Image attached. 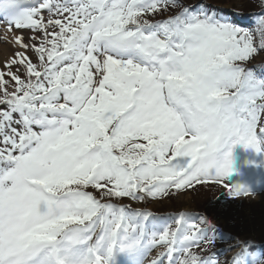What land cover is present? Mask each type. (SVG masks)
<instances>
[{"label":"snow or ice","instance_id":"6c2138e0","mask_svg":"<svg viewBox=\"0 0 264 264\" xmlns=\"http://www.w3.org/2000/svg\"><path fill=\"white\" fill-rule=\"evenodd\" d=\"M224 13L182 0H0L9 31L34 33L15 37L23 51L0 68V264H115L117 253L219 264L204 254L209 221L161 228L120 200L194 184L253 195L229 182L230 147L264 148V75L249 67L264 13L258 47ZM233 251L225 264L264 261L247 244Z\"/></svg>","mask_w":264,"mask_h":264},{"label":"rangeland","instance_id":"374dc122","mask_svg":"<svg viewBox=\"0 0 264 264\" xmlns=\"http://www.w3.org/2000/svg\"><path fill=\"white\" fill-rule=\"evenodd\" d=\"M196 1L197 3H204L205 5L224 6V14L231 19H236L239 15L236 12L241 10L259 11L264 9V0H182V3L194 6L193 2ZM166 15L158 16L157 18L163 19L166 18ZM243 18H247V16H243ZM242 20V25L245 24L243 27L247 26L248 24L244 19ZM5 30L10 32L1 16L0 43L3 46H8L7 41L9 35L4 39L2 34V31ZM11 32L14 34L12 36L13 39L16 36L22 35L24 43H30L29 37L34 36V33L29 30L21 31L12 29ZM260 39V31L257 30L253 33V42L257 47L259 46ZM9 49L11 50L9 53L12 56L16 52L23 51V48L18 47L12 40ZM28 55L35 62V53L29 51ZM263 63L264 50L257 54L249 64V67L256 69V67ZM3 66L4 63H0V68H3ZM230 153L234 171L229 177V182L233 186H240L243 190L251 192L253 195L235 197L220 185L208 186L194 184L193 186L179 190L172 189L167 197L157 198L156 200L147 199L139 202L132 201L130 198H123L120 200V203L131 205L133 209L143 212L158 214L172 213L175 214V221L179 216L184 215L191 222L186 215L189 212L206 215L204 219L208 218L207 221L210 220L211 225L220 228L230 236L227 241L231 247L226 250L225 254L221 253L219 259V264H225L223 262L220 263V261L224 260L226 262L230 260L235 254L233 251L234 247L246 243L264 244V148L257 152L254 148H245L241 144H233L230 147ZM225 182L228 183V181ZM204 219H200L201 224H204ZM193 222L198 224L196 220ZM159 225L163 227L165 223ZM215 246H213L212 250L221 248L217 247L218 245ZM164 250L163 248L154 249L151 255L155 257L157 251ZM197 250L194 249V251ZM219 256L218 254L217 257ZM114 261L115 264H130L128 257L124 253L115 254ZM165 264H167V260H165ZM261 264H264V261H261Z\"/></svg>","mask_w":264,"mask_h":264},{"label":"trees","instance_id":"16d2710c","mask_svg":"<svg viewBox=\"0 0 264 264\" xmlns=\"http://www.w3.org/2000/svg\"><path fill=\"white\" fill-rule=\"evenodd\" d=\"M193 4L197 5V4H200V3H197V1H196V2H193ZM243 12L246 13V14H251L252 16H256V20L254 21L253 27L255 28L256 31L259 30L260 26H261V24H260V14L264 13V9H261L259 11L243 10ZM199 215L200 216H204L202 213L199 214ZM216 231H217V234L219 236H222L221 238H230L228 233L223 232V231H219V230H216ZM223 244H226V243H223ZM226 247H228V245H226ZM208 251H210V250L208 249ZM205 253H208V252L206 251Z\"/></svg>","mask_w":264,"mask_h":264},{"label":"bare ground","instance_id":"6f19581e","mask_svg":"<svg viewBox=\"0 0 264 264\" xmlns=\"http://www.w3.org/2000/svg\"><path fill=\"white\" fill-rule=\"evenodd\" d=\"M2 34L4 36V39H6L5 37H7L8 35V41L7 43L9 44L8 46H3L1 43H0V63H4V61L8 58H11L12 57V54L9 53L11 50L9 49L10 48V43H11V40L14 41V39L12 38V36L14 35L13 32H8L7 30L5 31H2ZM11 35V36H10Z\"/></svg>","mask_w":264,"mask_h":264}]
</instances>
